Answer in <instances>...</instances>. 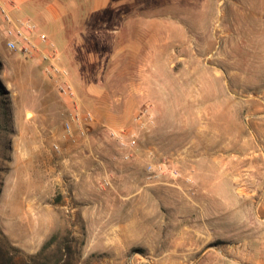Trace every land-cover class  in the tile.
I'll return each mask as SVG.
<instances>
[{
	"label": "rangeland",
	"instance_id": "rangeland-1",
	"mask_svg": "<svg viewBox=\"0 0 264 264\" xmlns=\"http://www.w3.org/2000/svg\"><path fill=\"white\" fill-rule=\"evenodd\" d=\"M58 2L93 121L0 30V264L264 261V0Z\"/></svg>",
	"mask_w": 264,
	"mask_h": 264
},
{
	"label": "built area",
	"instance_id": "built-area-1",
	"mask_svg": "<svg viewBox=\"0 0 264 264\" xmlns=\"http://www.w3.org/2000/svg\"><path fill=\"white\" fill-rule=\"evenodd\" d=\"M0 30L5 48L19 53L26 59L37 61L42 73L54 82L57 93L68 101V116L64 121L66 132L72 135L71 126L76 124L79 134L86 136L88 124L93 121L92 114L82 109L69 71L59 62L58 52L52 39L29 17L13 16L5 0H0ZM144 115L145 113L139 114L137 119L140 121ZM110 135L121 139V135L113 131ZM134 142V139H131L130 144ZM120 144L126 145L124 141H120ZM127 157L128 155H124V158ZM155 176L157 174H153L149 166L146 178L151 180Z\"/></svg>",
	"mask_w": 264,
	"mask_h": 264
},
{
	"label": "crops",
	"instance_id": "crops-1",
	"mask_svg": "<svg viewBox=\"0 0 264 264\" xmlns=\"http://www.w3.org/2000/svg\"><path fill=\"white\" fill-rule=\"evenodd\" d=\"M5 3L11 9L13 16L29 17L41 31L46 29L51 33L54 26H62L65 13L60 8L61 4L58 0H5ZM82 4L85 7L84 13L87 15L88 12H98L108 8L111 5V0H90L91 8L87 3L82 2ZM45 22H50L52 25L45 24ZM256 264H264V261H257Z\"/></svg>",
	"mask_w": 264,
	"mask_h": 264
},
{
	"label": "trees",
	"instance_id": "trees-1",
	"mask_svg": "<svg viewBox=\"0 0 264 264\" xmlns=\"http://www.w3.org/2000/svg\"><path fill=\"white\" fill-rule=\"evenodd\" d=\"M38 255H39V253L36 255H32V256H30V259H35Z\"/></svg>",
	"mask_w": 264,
	"mask_h": 264
}]
</instances>
